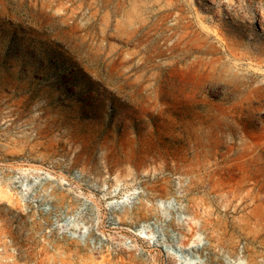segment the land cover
I'll return each instance as SVG.
<instances>
[{
  "label": "rangeland",
  "instance_id": "rangeland-1",
  "mask_svg": "<svg viewBox=\"0 0 264 264\" xmlns=\"http://www.w3.org/2000/svg\"><path fill=\"white\" fill-rule=\"evenodd\" d=\"M0 264H264V0H0Z\"/></svg>",
  "mask_w": 264,
  "mask_h": 264
}]
</instances>
